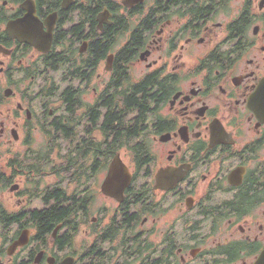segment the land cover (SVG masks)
Segmentation results:
<instances>
[{
	"label": "flooded vegetation",
	"instance_id": "1",
	"mask_svg": "<svg viewBox=\"0 0 264 264\" xmlns=\"http://www.w3.org/2000/svg\"><path fill=\"white\" fill-rule=\"evenodd\" d=\"M263 89L264 0H0V264H264Z\"/></svg>",
	"mask_w": 264,
	"mask_h": 264
},
{
	"label": "water",
	"instance_id": "2",
	"mask_svg": "<svg viewBox=\"0 0 264 264\" xmlns=\"http://www.w3.org/2000/svg\"><path fill=\"white\" fill-rule=\"evenodd\" d=\"M262 95L264 96V89L262 90ZM262 108L264 109V102L262 103ZM254 109V108H253ZM175 171L172 170H163L159 173L158 177V188L168 189L172 188L176 183V177L174 176ZM119 178H126L125 182L118 184ZM131 182V175L128 171L127 166L124 164L120 156H117L114 160L110 175L103 185V192L106 195L116 196L115 193H120L123 195L125 189L129 186ZM120 187V188H119Z\"/></svg>",
	"mask_w": 264,
	"mask_h": 264
},
{
	"label": "rangeland",
	"instance_id": "3",
	"mask_svg": "<svg viewBox=\"0 0 264 264\" xmlns=\"http://www.w3.org/2000/svg\"><path fill=\"white\" fill-rule=\"evenodd\" d=\"M68 143H69V141H67L64 145H65L66 147H68ZM32 146H34V147H35L36 149H38V150H39V149H42V148L45 146V141H44V142H38V141H37V138H36V136H35V139H34V142L32 143ZM1 151H3V150L1 149ZM16 151H18V152H19V151H22V148H17L14 152H16ZM72 179H73V177H72ZM87 188H88V187H87ZM198 191H199V192L202 191V190H201V187H199ZM93 195H94V198H96L97 209H101L102 207H104V208H106V209H109V210H114V209H116V205H115V203H113L111 200H107V199L102 195V192H101L100 190L97 192L96 189H95V186H93ZM90 210H91V207H89V216L91 217L90 220L95 219L94 221H95V223L97 224L98 217H100V215H99V210L97 211V214H96V210H95V209H93V211H90ZM174 210H176V208H175ZM84 229H85V227L83 226V227L81 228V232H80V234H79L78 237H77V243H78V242H79V243H82V241H85L86 239L89 238V236H87V238H85V240H83ZM87 231H89V230H87ZM75 246H76V248L73 249V251H75V252H77V251H81V246H79V244H77V245H75ZM49 248H50V245H48L46 248H42L41 251H43V252H48V251H50Z\"/></svg>",
	"mask_w": 264,
	"mask_h": 264
},
{
	"label": "trees",
	"instance_id": "4",
	"mask_svg": "<svg viewBox=\"0 0 264 264\" xmlns=\"http://www.w3.org/2000/svg\"><path fill=\"white\" fill-rule=\"evenodd\" d=\"M88 151L90 152V150H88ZM75 152L78 153V151H75ZM94 152H95V155L97 156V162L100 164V166L105 165V163H106L105 157L109 153L105 149H101V148H98V150L97 151H94ZM69 162H70V160L68 159L67 160V164L68 165H69ZM72 162H74V159L72 160ZM87 205H88V203L84 201L83 202L84 208H87ZM69 208H70V206L67 208V210ZM62 214L65 215V212L62 211L61 208L60 209L52 208V211L50 212V215H49V224L54 225L56 222L64 221V220H67V219L71 220L72 215H67L65 217V219H62Z\"/></svg>",
	"mask_w": 264,
	"mask_h": 264
},
{
	"label": "bare ground",
	"instance_id": "5",
	"mask_svg": "<svg viewBox=\"0 0 264 264\" xmlns=\"http://www.w3.org/2000/svg\"><path fill=\"white\" fill-rule=\"evenodd\" d=\"M102 191H103V187H102Z\"/></svg>",
	"mask_w": 264,
	"mask_h": 264
}]
</instances>
